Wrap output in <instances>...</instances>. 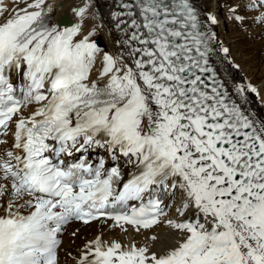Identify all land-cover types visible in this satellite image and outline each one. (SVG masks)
<instances>
[{"label": "snow or ice", "instance_id": "6c2138e0", "mask_svg": "<svg viewBox=\"0 0 264 264\" xmlns=\"http://www.w3.org/2000/svg\"><path fill=\"white\" fill-rule=\"evenodd\" d=\"M5 12L0 264H57L70 221L173 230L159 250L154 234L97 235L75 264H264V118L248 93L264 96L230 81L216 14L198 0H112L107 20L82 0L68 26L46 0ZM228 14L264 32V0ZM104 27L108 49L92 39Z\"/></svg>", "mask_w": 264, "mask_h": 264}, {"label": "bare ground", "instance_id": "6f19581e", "mask_svg": "<svg viewBox=\"0 0 264 264\" xmlns=\"http://www.w3.org/2000/svg\"><path fill=\"white\" fill-rule=\"evenodd\" d=\"M223 2L222 7L225 11V19L230 22L229 27L224 25L223 40L220 41L224 46L228 47L230 50H241L243 53L240 58H234V63L239 65V69H231L230 81L237 83H252L257 87L261 96H264V32L259 28L249 27L247 30L242 28L239 23L237 24L228 14V8L233 3V0H198V3L204 13L212 12L218 13L216 3ZM21 2V0H0V8H6L7 12L3 15H8L12 13L16 4ZM46 3L51 4L53 7L52 19L54 21H61L65 26L75 23L77 18L72 12L73 7H78L81 5L82 0H46ZM92 3L96 6L100 13L104 14V19H109L107 13L112 0H92ZM98 23H103V21L98 20ZM220 25V23H219ZM217 34V28L213 29ZM236 30V31H235ZM221 32V31H220ZM230 34H233L235 41H231ZM100 36L103 44L99 45L102 48L108 49L109 41L111 40V35L108 33L107 27L98 31L95 37ZM218 38V41L221 37ZM230 41L231 43H227ZM240 48V49H239ZM113 51L115 49H112ZM235 56V55H234ZM243 56V57H242ZM230 58L233 56L230 55ZM244 64L250 67L246 69ZM100 65L97 63L96 68ZM95 71V69H94ZM249 109L256 119L264 118V101L260 99H255L250 93H248ZM9 134L7 136V143L4 144L3 149L0 150V154H3L6 148H9L12 143V139ZM2 212V209H0ZM173 213V212H172ZM171 214V213H170ZM174 214V213H173ZM75 233V235H73ZM171 229H169L165 224L161 223L154 226L151 230H141L140 234H137L134 229H128L127 234H125L120 227L110 224L109 222L93 221L88 225H80L79 223H69L63 226L62 231L59 233L61 238L60 246L58 248L57 264H75V260L78 259L79 251L83 248L84 244L91 239H94L97 235H102L105 240L116 239L123 243L130 242L131 238L135 237L136 242L143 243L145 235H156L157 241L155 242V247L157 250L166 245L164 239L171 236Z\"/></svg>", "mask_w": 264, "mask_h": 264}, {"label": "rangeland", "instance_id": "374dc122", "mask_svg": "<svg viewBox=\"0 0 264 264\" xmlns=\"http://www.w3.org/2000/svg\"><path fill=\"white\" fill-rule=\"evenodd\" d=\"M222 4H223V2L221 3L220 1L216 3V6H217V9L216 10L218 11V17H219L218 20H219V23H220V25H219V23L216 25V28H217V36H219V38L221 37L220 41H222L223 40V36L225 37V35H226V34L223 35V33H220V31H219L222 28L221 24L223 23V20L221 19V17H222L223 14H225V11H224V9L222 7ZM226 23L227 24H224V25H226L227 27H229L230 22L228 20H226ZM236 23L238 24V22H236ZM223 32H225V31H223ZM229 39L234 42L236 38L233 37V34H230V37L227 40H229ZM94 40L97 41L98 45H102L103 44L102 39H101L100 36L95 37ZM227 43L229 44L231 42L228 41ZM242 53L243 52L241 50H237V49H235L233 51L230 50V55L233 56V58H231V59L233 60L236 57L238 59H242V58H240V55H242ZM233 62H234V60H233ZM244 67H246V69H248L250 66L247 65V64H244Z\"/></svg>", "mask_w": 264, "mask_h": 264}]
</instances>
